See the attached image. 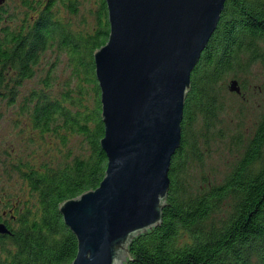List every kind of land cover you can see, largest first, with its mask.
Listing matches in <instances>:
<instances>
[{"label": "trees", "instance_id": "1", "mask_svg": "<svg viewBox=\"0 0 264 264\" xmlns=\"http://www.w3.org/2000/svg\"><path fill=\"white\" fill-rule=\"evenodd\" d=\"M82 6L83 0L0 2V101L15 105L20 100L21 115L39 135L54 134L66 148L72 136L80 135L87 146L79 154L68 149L56 164L2 160L3 170L20 177L24 193L14 201L0 177V224L8 229L0 231V264H71L78 241L60 204L96 188L106 174L94 52L109 38L108 6L93 0V23L84 19L76 25L72 18H80ZM55 47L67 56L80 92L92 85L93 106L81 102L71 82L54 93L50 72L41 86L22 93L43 54ZM258 61H264V0H227L191 74L162 220L133 238L126 264H264V111L221 182L202 172L209 136L227 110L228 77Z\"/></svg>", "mask_w": 264, "mask_h": 264}, {"label": "water", "instance_id": "2", "mask_svg": "<svg viewBox=\"0 0 264 264\" xmlns=\"http://www.w3.org/2000/svg\"><path fill=\"white\" fill-rule=\"evenodd\" d=\"M105 1L110 33L94 61L108 161L96 188L60 204L78 241L71 264H126L133 238L160 224L191 74L227 0ZM230 89L241 92L237 79Z\"/></svg>", "mask_w": 264, "mask_h": 264}, {"label": "rangeland", "instance_id": "3", "mask_svg": "<svg viewBox=\"0 0 264 264\" xmlns=\"http://www.w3.org/2000/svg\"><path fill=\"white\" fill-rule=\"evenodd\" d=\"M93 0H83L80 18L73 17V22L81 24L82 20L93 23L91 3ZM1 3L7 0H0ZM22 12H20V15ZM62 15L71 19V14L62 11ZM22 18V17H21ZM71 19V20H72ZM50 72L53 78V92L58 94L65 91L71 82L75 94L81 95L83 101L89 106L96 103L97 94L91 84H87L82 93L77 86L73 71L68 64L67 56L56 47L47 50L40 61L36 76L25 82L21 91L26 93L33 86L42 85V77ZM233 79H237L241 92L230 89ZM227 100V110L222 114V121L209 136V147L206 151L205 165L202 170L210 174L212 179L222 181L230 171L232 164L239 158L240 151L244 148V142L256 127L261 113L264 111V61H258L247 72H240L239 76L231 75L227 79L224 90ZM20 100L17 104H7L0 101V177L4 192H8L16 201L24 193L23 183L16 174H8L3 170L2 160L8 162L15 157L30 159L35 163L42 161L60 162L67 154L68 149L74 153H81L86 149V141L83 136H72L69 146L66 148L63 142L54 134L46 136L32 126L30 119L20 113ZM238 135L239 137H235ZM211 172V173H210ZM3 192V193H4Z\"/></svg>", "mask_w": 264, "mask_h": 264}]
</instances>
